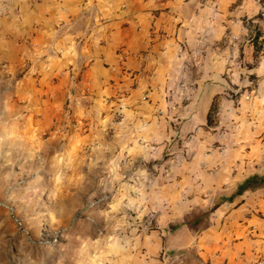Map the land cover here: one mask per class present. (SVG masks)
<instances>
[{
    "label": "rangeland",
    "instance_id": "rangeland-1",
    "mask_svg": "<svg viewBox=\"0 0 264 264\" xmlns=\"http://www.w3.org/2000/svg\"><path fill=\"white\" fill-rule=\"evenodd\" d=\"M62 2L0 0V264L130 259L141 250L138 236L208 211L219 192L264 169V15L226 17L224 34L206 49L216 69V54L226 55L228 86L204 118L180 108L187 97L178 88L199 85L186 77L167 82L152 112H136L126 99L137 80L127 68L129 83L111 79L116 92L107 89L98 101L82 96L87 61L64 50L65 32L76 26L60 19ZM198 47L190 73L203 65ZM223 207L194 236L207 225L220 231ZM255 215L261 233L263 211ZM185 253L195 264V253Z\"/></svg>",
    "mask_w": 264,
    "mask_h": 264
},
{
    "label": "crops",
    "instance_id": "crops-1",
    "mask_svg": "<svg viewBox=\"0 0 264 264\" xmlns=\"http://www.w3.org/2000/svg\"><path fill=\"white\" fill-rule=\"evenodd\" d=\"M261 1L64 0L59 17L66 20L67 24L70 21L76 26L73 31L65 32L64 50L75 61L79 58L87 61L82 82L89 84V87L87 92L82 91V96L98 101L104 98L107 89L116 92L117 85L113 88L111 79L122 78V84L129 83L122 71L127 68L136 72L137 80L126 99L133 103L136 112H152L159 108L158 100L167 82L174 83L175 79L183 81L182 78L186 77L187 82H199V85L198 89L195 84L178 88L177 93L187 97V102L180 108L193 114L198 111L205 118L211 110L213 98L228 86L224 76L226 55L216 54L221 66L216 69L206 49L208 51L213 43L217 44L219 32L221 36L224 34L225 30H221V26L226 17H232L231 21L236 22L235 17L244 18L259 13L264 15V0ZM81 35L83 38L78 41ZM261 36L264 37V34ZM196 37L202 38L203 42H196ZM200 45H203L205 52L204 55L200 54L203 65L198 71L190 73L188 65ZM250 47L252 50L257 48L253 42ZM147 96V104L138 105L141 98ZM262 111L259 113L264 114ZM149 127L163 133L162 124L151 123ZM261 190L264 188L246 191L237 201L223 205L227 215L220 218V224L222 229L225 227L224 231L220 227V231H215V225H207L201 235L194 236L196 229L188 225L174 232L162 228L156 234L138 236L137 247L141 250L130 256V259L116 260L115 263L191 264L184 261L183 254L187 250L195 253V264H256L258 258L264 256V229L258 233L255 210H262L264 214V202L256 201L253 196H264ZM249 192L254 194L248 195ZM186 208H190L189 204L181 208L183 214L187 213ZM247 212L251 214L246 215ZM184 220L182 218L177 222ZM165 232L169 236H161ZM254 235L262 237L255 238Z\"/></svg>",
    "mask_w": 264,
    "mask_h": 264
},
{
    "label": "trees",
    "instance_id": "trees-1",
    "mask_svg": "<svg viewBox=\"0 0 264 264\" xmlns=\"http://www.w3.org/2000/svg\"><path fill=\"white\" fill-rule=\"evenodd\" d=\"M264 188V169H258L252 174L246 176L245 178L237 181L235 185L228 188L227 190L219 192L215 198V202L212 204L210 209L204 213L195 214L183 222H177L171 226V232L176 231L184 225H188L191 228H198L203 224L210 216V214L228 203H233L237 201L246 191Z\"/></svg>",
    "mask_w": 264,
    "mask_h": 264
},
{
    "label": "built area",
    "instance_id": "built-area-1",
    "mask_svg": "<svg viewBox=\"0 0 264 264\" xmlns=\"http://www.w3.org/2000/svg\"><path fill=\"white\" fill-rule=\"evenodd\" d=\"M263 39H264V38H263ZM261 45H262V49L264 50V40H263V42H261ZM127 72H128V71H127ZM128 74H129V73H128ZM131 76H133L132 73H130V77H131ZM257 264H264V257L261 258V260H259Z\"/></svg>",
    "mask_w": 264,
    "mask_h": 264
}]
</instances>
